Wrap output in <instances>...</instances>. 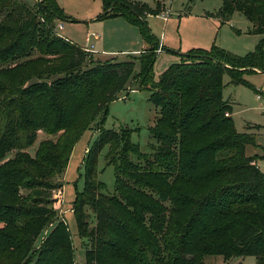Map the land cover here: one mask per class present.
Returning <instances> with one entry per match:
<instances>
[{"label":"trees","instance_id":"1","mask_svg":"<svg viewBox=\"0 0 264 264\" xmlns=\"http://www.w3.org/2000/svg\"><path fill=\"white\" fill-rule=\"evenodd\" d=\"M102 1L98 20L123 17L142 25L153 47L126 61L94 60L95 53L58 35L56 22L65 16L55 0L33 7L0 0V264H75L54 193L63 189L85 131L99 128L110 103L136 89L150 91L160 108L150 127L156 145L147 155L132 142L131 129L101 130L74 204L85 264H205L218 255L264 264V172L246 156L253 137L236 130L233 106L223 96L225 75L239 85L246 72L264 73V41L245 57L216 47L192 50L155 82L160 44L144 18L161 8ZM221 2L209 18L227 22L238 12L253 24L252 33L264 35V0ZM39 133L49 138L32 156ZM105 147L106 162L115 168L114 195L96 175Z\"/></svg>","mask_w":264,"mask_h":264},{"label":"rangeland","instance_id":"2","mask_svg":"<svg viewBox=\"0 0 264 264\" xmlns=\"http://www.w3.org/2000/svg\"><path fill=\"white\" fill-rule=\"evenodd\" d=\"M28 6H35L38 0H21ZM64 13L62 22L64 30L59 31L61 37L82 47L84 39L89 33H96L100 37L99 54H94V60L117 58L119 61L129 60V56L139 57L141 51L148 50L153 44L144 37L142 25L129 24L123 17H111L98 20L104 12L102 0H55ZM151 10L161 11L158 15H151L145 22L156 42L162 44L163 50L157 53L152 69L151 79L159 80L161 74L172 64L179 63L182 54L195 49L211 50L213 47L222 49L238 57H245L253 53L257 46L264 41V35L252 33L253 24L241 13L236 12L227 22L218 18H209L208 14H216L222 6L221 0H137ZM169 13V18L164 13ZM128 23V24H127ZM127 24L128 26H126ZM131 25V26H130ZM131 39V41H127ZM201 44L205 48L196 47ZM101 45L103 47H101ZM137 72H139L137 67ZM242 78L245 84L234 85L229 75L224 77V99L233 106L232 120L239 133L252 135L254 143L246 147V156L251 157L256 165L264 172V73L246 72ZM132 87H134L132 85ZM137 88V87H134ZM148 90L124 91L118 99L110 103L107 116L98 128L93 125L88 128L76 144L72 157L64 176V187L54 193V207L58 210L59 219L66 221L72 238L75 264L86 263V252L83 240L79 236L74 204L77 197L85 190V162L101 130L121 131L129 128L132 131V142L140 151L150 155L156 139L150 132L160 114V108L151 101ZM251 128H247V127ZM49 137L39 133L38 140L30 148L35 155L39 143ZM57 137H54L56 139ZM109 147H105L99 155L97 164V180L104 184L105 192L114 195L116 192L115 168L108 165L106 156ZM15 153H9L7 159L13 158ZM226 184H218L217 187ZM216 187V188H217ZM210 193V191H209ZM26 195V193H23ZM90 215L91 227L96 224L95 215L90 208L86 209ZM36 242L41 244L48 232ZM205 264H256L255 257L208 256Z\"/></svg>","mask_w":264,"mask_h":264},{"label":"built area","instance_id":"3","mask_svg":"<svg viewBox=\"0 0 264 264\" xmlns=\"http://www.w3.org/2000/svg\"><path fill=\"white\" fill-rule=\"evenodd\" d=\"M164 17L166 19H168L170 16H169V13L167 11H165L164 13ZM64 30V24L62 22H60L57 26H56V31L59 35V31H62ZM99 39V36L95 33H92V34H89L86 39H85V46L82 47L84 51H86L87 53H95V45L93 43V41L95 40H98ZM163 50L162 46L160 45L158 50H157V53H161Z\"/></svg>","mask_w":264,"mask_h":264},{"label":"crops","instance_id":"4","mask_svg":"<svg viewBox=\"0 0 264 264\" xmlns=\"http://www.w3.org/2000/svg\"><path fill=\"white\" fill-rule=\"evenodd\" d=\"M128 22V21H127ZM129 23V22H128ZM127 23V24H128ZM127 24H125L126 26H128ZM130 24V23H129ZM132 25V24H131ZM130 25V26H131ZM133 26V25H132ZM92 33H94V32H92ZM92 33H89V34H92ZM88 34V35H89ZM96 34V33H95ZM98 35V34H97ZM99 36V35H98ZM67 39V38H66ZM86 39V38H85ZM85 39H84V45H82V47H84L85 46ZM100 37H99V39L98 40H95V41H93V43H94V45H95V53L96 54H99V55H103V54H101V53H104V51L103 52H100V50H98L99 49V47H100V45H97L100 41ZM127 41H131V39H127ZM161 46H162V44H160ZM99 46V47H98ZM101 47H103L102 45H101ZM196 47H201V48H205V47H203L201 44H199L198 46H196ZM163 48V47H162ZM141 52H144V50H142Z\"/></svg>","mask_w":264,"mask_h":264}]
</instances>
